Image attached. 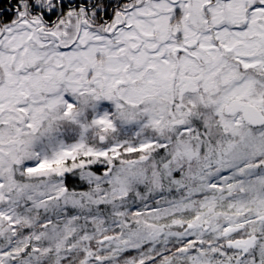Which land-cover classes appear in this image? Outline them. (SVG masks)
Listing matches in <instances>:
<instances>
[{
	"label": "rangeland",
	"instance_id": "rangeland-1",
	"mask_svg": "<svg viewBox=\"0 0 264 264\" xmlns=\"http://www.w3.org/2000/svg\"><path fill=\"white\" fill-rule=\"evenodd\" d=\"M71 1L21 0L10 22L0 21V230L21 232L26 201L50 211L44 202L64 196L57 177L77 169L101 183L88 170L98 160L126 170L109 179L112 197L121 196L135 180L128 163L166 150L168 107L179 109L172 119L186 112L220 126L241 152L233 164L264 156V126L227 114L240 102L264 117V0ZM44 12L52 21L42 22ZM182 122L174 136L191 131ZM70 199L62 206L75 207Z\"/></svg>",
	"mask_w": 264,
	"mask_h": 264
},
{
	"label": "trees",
	"instance_id": "trees-1",
	"mask_svg": "<svg viewBox=\"0 0 264 264\" xmlns=\"http://www.w3.org/2000/svg\"><path fill=\"white\" fill-rule=\"evenodd\" d=\"M19 1L0 0L1 22H10ZM77 3L67 5L83 7ZM39 17L52 21L45 12ZM168 109L161 126L166 150L128 163L135 180L121 196L113 198L108 190L111 173L126 172L118 160L89 166L98 185L77 169L55 177L75 207H63L64 196L48 199L50 211L42 216L26 201L17 214L21 232L0 230V264H264V156L233 164L241 152L220 126L203 125L186 112L172 119L179 109ZM181 120L191 131L174 136ZM15 179L32 187L40 181ZM56 235L70 244L55 245ZM249 240L248 249L236 247Z\"/></svg>",
	"mask_w": 264,
	"mask_h": 264
},
{
	"label": "water",
	"instance_id": "water-1",
	"mask_svg": "<svg viewBox=\"0 0 264 264\" xmlns=\"http://www.w3.org/2000/svg\"><path fill=\"white\" fill-rule=\"evenodd\" d=\"M188 49H193L194 44L188 46ZM229 116H235L240 114L242 121L250 127H263L264 117L251 105H244L240 102H233L227 112Z\"/></svg>",
	"mask_w": 264,
	"mask_h": 264
},
{
	"label": "flooded vegetation",
	"instance_id": "flooded-vegetation-1",
	"mask_svg": "<svg viewBox=\"0 0 264 264\" xmlns=\"http://www.w3.org/2000/svg\"><path fill=\"white\" fill-rule=\"evenodd\" d=\"M123 1H125V2H126L127 0H123ZM69 8H70V7H69ZM86 9H88V8H86ZM38 15H39V14H38Z\"/></svg>",
	"mask_w": 264,
	"mask_h": 264
}]
</instances>
